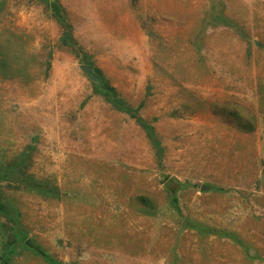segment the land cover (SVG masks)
Wrapping results in <instances>:
<instances>
[{
    "label": "rangeland",
    "instance_id": "rangeland-1",
    "mask_svg": "<svg viewBox=\"0 0 264 264\" xmlns=\"http://www.w3.org/2000/svg\"><path fill=\"white\" fill-rule=\"evenodd\" d=\"M57 1L163 156L59 47L47 0H0V175L30 150L28 171L54 188L0 181L30 247L73 264H264V0ZM42 254L19 245L10 264Z\"/></svg>",
    "mask_w": 264,
    "mask_h": 264
},
{
    "label": "trees",
    "instance_id": "trees-1",
    "mask_svg": "<svg viewBox=\"0 0 264 264\" xmlns=\"http://www.w3.org/2000/svg\"><path fill=\"white\" fill-rule=\"evenodd\" d=\"M48 1V7L53 15V17L56 19V21L59 23L61 31L60 36L58 38V45L59 47H64L71 52H73L76 56L79 57V60L82 63L88 64L89 66H92V62L89 60L88 56L86 54H79V50L81 49V46H79L72 34V25L67 20V14L65 9L59 4L57 0H47ZM226 20V18H225ZM22 66L26 67L22 64ZM93 71L95 74H97L98 79H93L94 82V89L96 92H98L107 102L111 104L114 108H116L119 111H123L133 117L135 121L142 127V129L145 131L147 138L150 140L152 147L154 149V153L159 159V161L162 159L163 156V150L161 143L157 137H155L154 128L151 124L144 121L142 117L138 114L137 109L130 106L123 97L118 95L116 89L114 86L110 85L107 79L102 75V73L96 69L93 68ZM22 72L23 68H22ZM215 109V108H214ZM217 109V108H216ZM226 110L223 116L228 117L229 119L238 120L240 129L251 131L254 128L253 118L251 117V121L249 120H243V115L237 107L234 110H230L226 107L222 109V111ZM217 114L222 115V112L218 110H214ZM30 156L31 152L30 150H22V159L19 158L17 162L11 163L9 165V168H4V172L0 175V181H7V182H20L22 183V189H35L42 192H52L54 191L51 186L47 185L43 181H39L32 175L29 171V164H30ZM22 178L18 181V179ZM19 183H17L18 186ZM164 187L168 190V193L171 196L170 202L175 203L177 201V194L181 188V182L175 178V177H166ZM183 187V186H182ZM185 187V184H184ZM51 188V189H50ZM143 198V197H142ZM144 200V199H143ZM10 214H13V211L11 209V206L7 204L6 202L2 201L0 199V226L8 230V239L3 243L2 245V251L0 255V264H10L13 260V255L16 253V249L19 245H22V250H31L32 252L36 254H42L43 259L48 264H73V263H66L63 261H58L49 255L45 254V252L42 251V249L39 246L30 247L31 240L28 238L27 231L22 227V232L18 231V229L15 227L17 224V220L15 217L11 218ZM2 216H4V221H2ZM10 222V223H9ZM13 223L14 226L11 224Z\"/></svg>",
    "mask_w": 264,
    "mask_h": 264
},
{
    "label": "water",
    "instance_id": "water-1",
    "mask_svg": "<svg viewBox=\"0 0 264 264\" xmlns=\"http://www.w3.org/2000/svg\"><path fill=\"white\" fill-rule=\"evenodd\" d=\"M80 69H81L85 74H88V75H90V76L93 77V78H96V75L94 74V72H93L91 66L83 64V65L80 66ZM204 187H207V186L203 185V186L201 187V189L204 188Z\"/></svg>",
    "mask_w": 264,
    "mask_h": 264
}]
</instances>
